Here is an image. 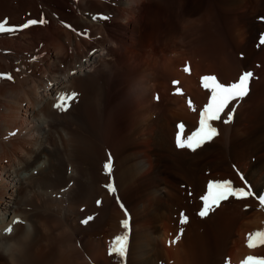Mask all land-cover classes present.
Returning a JSON list of instances; mask_svg holds the SVG:
<instances>
[{
  "label": "bare ground",
  "instance_id": "6f19581e",
  "mask_svg": "<svg viewBox=\"0 0 264 264\" xmlns=\"http://www.w3.org/2000/svg\"><path fill=\"white\" fill-rule=\"evenodd\" d=\"M24 5L29 10L32 6L27 2ZM75 5L77 10L67 6L72 10H67L65 17L51 16L44 20L46 23L32 28L0 34V264H242L249 256L264 258V245L251 249L247 246L250 233L264 231V208L257 201L248 197L235 205L221 203L214 214L196 222L198 218H193L191 209H182L171 196L169 209L151 216L147 209L133 204L140 190L133 186V166L129 165L131 155L151 164L154 150L161 158L165 149L173 161L183 164L184 170L190 166L202 184L205 180H238L232 164L245 174L251 165V154L259 151L253 174L249 175L260 195L264 194V80L257 84V92L250 90L243 100L229 105L231 110L236 104L235 120L225 124L222 116L213 122L219 135L210 144H217L218 148L189 151L177 147V126L184 124V137L198 128L209 91L204 95L196 93V76L200 73L191 75L180 69L184 65L178 61L183 57H179V52L184 41L175 34L174 26L178 17L211 16L215 24L209 36L215 43L216 56L228 54L229 47L218 42L225 38L233 42L230 56L237 52L243 69L259 63L260 70H264V44H260L264 36V0H81ZM92 14L102 15L98 16V23L90 20ZM28 20L31 16L16 17L10 26H20ZM87 27H92L96 35L103 34L98 44H91L87 34L80 35ZM175 53L178 56L172 57ZM126 59L133 60L131 65ZM157 63L166 70L163 82L154 77L157 72L152 70L142 74L139 82L148 86L155 81L157 88L152 95L156 101L147 106L149 96L143 95L142 110L134 119V137L120 151L112 143L113 149H105L107 159L114 158L118 166L110 182L116 189L112 193L106 185H99L106 181L101 176L97 179L90 151L80 146L82 136L75 129L79 119L71 122L68 110L59 111L54 105L59 94L80 91L85 106L94 101L96 104L98 93L91 84L100 75L112 85L107 111L127 88L131 73ZM234 64L225 55L222 68L214 63L206 68V73H218L224 82H229ZM239 73L240 70L235 74ZM173 79L178 83L171 84ZM178 88L182 94L177 93ZM189 99L195 110L189 107ZM161 100L168 103L153 121L150 116L154 112L148 109H157ZM118 108L122 110L127 105ZM95 126L104 129L102 121L99 128ZM118 132L121 133L120 127ZM97 147L93 160H104L105 152ZM123 153L129 155L123 157ZM205 153L204 162L187 161L192 154L202 157ZM230 153L236 162L227 161ZM88 198H92V204ZM255 208L257 212L253 211ZM182 216L187 217L186 223L181 224ZM87 217L93 219L82 223ZM17 219L22 223H15ZM125 219L129 220L127 230L121 224ZM10 225L13 231L6 234L4 230ZM181 228L179 241L170 245ZM126 231L127 255L121 261L117 254H109V247Z\"/></svg>",
  "mask_w": 264,
  "mask_h": 264
},
{
  "label": "rangeland",
  "instance_id": "374dc122",
  "mask_svg": "<svg viewBox=\"0 0 264 264\" xmlns=\"http://www.w3.org/2000/svg\"><path fill=\"white\" fill-rule=\"evenodd\" d=\"M63 1H65L66 4H64V3L62 4ZM69 1L70 0H26L27 5L30 3L32 4V6L29 10V9H27V7H25L24 4L26 2L23 0H0V21H4L6 18L8 21V25H10L11 20L13 18H16V17L17 18H24L25 15L31 16V19L35 18V20H37V21L46 20L47 18H51V16L52 17H58V18L65 17L66 15L69 14L67 11V10H70L69 8H74L77 10L75 2L76 1L79 2L81 0H71L70 1L71 6H70V3H67ZM18 6L21 7L22 10ZM67 6L69 8H67ZM63 9H66V10H63ZM87 15L89 16V12L87 13ZM98 16L100 17L102 15L101 14H99V15L92 14L90 20L91 21L95 20L92 22L98 23V20H97V18H99ZM201 19H202V21H201ZM203 21H205V22H203ZM214 24H215L214 19L211 16H208V18H207L206 15H204V14H198V15L194 16L193 18H187L184 16L175 18V21H174V26L176 28L175 34L178 36H181L180 40L184 41V42H182V43H184L183 44L184 47H182L180 49L181 52H179V55H181V56H179V57L183 56L182 59L185 58L184 59L185 62H184V60L182 61V59H179V57L177 58V60L179 59L178 61H181V63L182 62L184 63V65L180 69L183 72L184 66H189L191 69V71L189 73L191 75H192L191 72H194V74L200 73V75L196 76L197 77L196 81L198 82V84L200 86H198V84L195 85V86H197V87H195V89L199 90V92L197 91L196 93H199V95L200 94L204 95L205 94L204 92L208 91L202 87L201 77L206 76V75H215L220 82L229 83V82L235 81L237 79V77H239L238 75H240V73L235 74L236 72H239V70L241 71V74L244 71H251L253 73L252 80H253L254 85L253 84L250 85V90H252L253 92L254 91L257 92V90L260 89L258 87L259 85H257V84L264 80V70H260L261 65L259 63H258V65L255 64L259 70L256 69L255 65L251 66L252 68H250V66H249V68L246 67L245 69H243V67L239 63L240 61H238L240 58L238 53L233 52V54H232L233 56H230L229 52L233 51V49H234L233 42H229L228 39H225V38L222 39L223 41L221 40L218 42L220 44L223 42V43H225V45L227 47H229V48H227V49H229L228 54H223V55L218 54L216 56V53H215L216 51L214 48L215 43L213 40L210 39V36H209L210 32L212 33V30H213L212 27L214 26ZM33 26L34 25H31V27L29 26L28 29L32 28ZM85 30H86V32H85ZM79 33L81 36L82 35L86 36V34H87L88 35V37L86 36L87 40L91 39L89 41V42L92 41L91 44H98L97 42L100 41L101 39H103V37H104L103 34H99V35L97 34L96 35L95 31L93 30L92 27H87L86 29H84L82 32H79ZM95 35L97 37H95ZM221 46H223V45L221 44ZM210 52L212 54H210ZM225 55H228V58L230 59L231 63H235L234 67L232 65L234 75L229 80V82H224L218 73H210V72L206 73V72H208V71H206L207 70L206 68L210 67L211 64H214V63L216 64L215 66L222 68L224 66L223 65V57H225ZM171 56L175 57V56H178V54L175 53L174 56L171 54ZM187 58H189V59H187ZM194 60H195V62H194ZM126 62L129 65H131L133 60L132 59H126ZM187 63H189V64H187ZM155 66L154 67H152V66L146 67V70L144 69V71L142 70L140 72L137 71V72L131 73V75H129L130 79H129V83H128L127 88L118 96V98L114 102H112V104L107 108V111H105L106 110L105 106H106L107 100L110 98L112 85L110 83H108L100 75H97V77H98L97 80L93 84H91V85H93L91 87L94 88L96 90V92L98 93L97 94L98 100L96 101V104H94L95 103V101H94L93 105L89 102V104H87L85 106V99L83 98L84 95H83V92L80 91L77 93L78 96L75 98V100H73V104H71V106L68 109V115L69 116L67 118L70 121L71 120L76 121L77 118L79 119L78 120L79 126L78 125L75 126V129L76 130L78 129L77 131H79V136H82L81 137L82 139H80V142L82 141L81 142L82 144L80 143V146L83 145V147L81 146V148L88 150V152L90 151L88 153V155H90L89 156L90 158L93 157V159H95L94 157H95L96 153L94 152L95 151L94 147H96V145H98L97 149L100 148L102 153L105 152L106 158L104 160L100 161L98 158H96V160L92 159V161H91L93 167L95 168V173H96L97 179L99 178L98 176H101L100 179L102 180L104 178V180L106 181V182L101 181L99 183L100 186L101 185L102 186L107 185L108 183L111 184L112 178H113V175H112L113 171H115L116 168L118 169V166H115V159L113 158V160L110 161L111 165H112L111 173L109 174L106 172L104 165L106 162L109 161V157L107 159L108 152L105 149L107 147L109 148V146H110V148L113 149V147H112V144H113L120 151V149H122L126 145V143L129 142V139L131 137H134L135 127H136V125L135 126L133 125L134 121H135L134 119L138 116L139 112L142 110V96L143 95L149 96V101L147 102V106L152 105L156 101L152 95L153 91L157 88L154 85L155 81H152V83L148 86L139 84V82L141 81L140 79L142 78V74L143 75L148 74V72L151 70H152L151 72H154V73L157 72L156 73L157 75L155 74L154 77L156 78L158 76L157 79L159 78L158 80L160 82H163V80H162L163 76L167 75V74H165L166 70L163 69V66H160V64H158V63H157V65L155 64ZM197 69L199 72H197ZM252 80L250 81V83H252ZM173 82H174V79L171 80L170 83L174 84ZM254 86H255V89H253ZM158 90H159V92H162L161 87L158 88ZM201 90H202L203 94H202ZM203 90H205V91H203ZM141 92H142V94H141ZM171 93L169 95H172L171 97H174L175 96L174 92L172 91ZM209 96H210V92L208 94L207 99H209ZM187 98H189V97H187ZM164 101L165 100H161V104H160V106L157 107V109H153V108L148 109V111L150 113L154 112V114L152 113L151 114L152 116H150L151 120H153V121L157 120L158 115L162 112V108H164V105L166 103H168L167 100L165 102ZM81 103H83V104H81ZM124 103H126L127 108H123L122 110H120L118 107ZM171 103H174V102H171ZM261 104H264V101ZM81 106H82V108H81ZM89 108H91L93 111L95 110L94 112L96 114L94 112H92V110H90ZM95 108L99 109V110L96 111ZM101 110H103V114H102L103 120H102V117L100 115L102 112ZM96 115H97V117H95ZM234 115L235 116L233 119L235 120L236 113ZM99 117H101V118H99ZM96 120L100 121V122H98L99 124L97 123ZM101 121L103 122V126H104V129L102 128L103 130L101 128H99ZM246 121H247V118H246ZM96 124L98 125L99 129L96 128V126H95ZM118 125H120V126H118ZM119 127L121 129V133L118 132ZM262 128H264V126ZM101 130H102V132H101ZM108 142H109V144H108ZM210 143H211L210 141H209V143L208 142L204 143L203 146H201V149L203 147H205V149H207L206 151H210L213 147L218 148L217 144H210ZM187 150L192 151L190 149H187ZM156 151L154 150L155 154L153 153V156H152L153 160H152L151 164H147V162H142L143 161L142 157H136V158L134 157V159H133L132 155H131V159H133V160H131V159L129 160V161H131L129 163V165L133 166L132 168H133L134 178H135L134 179L135 181L133 182V184L134 183L135 184L133 186H135L136 189L138 188L137 190H140L139 193L136 194V198H134L135 199L133 201L134 206L136 208H140L141 210L147 209L149 211V213H151V216H152V214L157 212V211L160 212L161 210L163 211V209L164 210L169 209L168 199H169V197L173 196V198H175L174 200L176 202H178V205L182 209H185V210L191 209V211H192L191 213H192L193 218H195V219L198 218L196 220V222H200L199 221L200 219L205 218V217L201 218V216L199 215V211L203 208V206H202L203 202L201 203L200 197L203 196V193H205V192L207 193V188H206L207 183L206 182L208 181V183H209V181H211V180H205V181H203L202 184L198 183L199 179L193 176L194 172L191 171L190 166H187V165L185 166V163H184L185 170H186L185 171L183 164L181 165L178 162L173 161V158H171L169 156V151H166L165 149L162 150L164 152L163 154H165V155H163V157L161 156V158H158ZM206 151H204V152H206ZM201 153H203V152H201ZM206 153L204 156L202 155V157L197 156V155L194 156V154H192L193 156L190 155L187 157V159H188L187 161L193 162V163L204 162L207 159ZM258 153H259V151L251 154V156H252L251 157V165L249 166V169L245 172V174L243 173V169H241L239 166H237L235 163H233L232 164L233 165L232 171L234 173L236 172L238 180H230L232 182L234 181L233 186L235 185L236 182H238L236 184L239 186H237V185L234 186V187L237 186V188L246 187V190H247V187L250 186L251 191L255 194L254 196H250V199L254 200V202L257 201V203H259L257 197H259L261 193L258 192L259 190L256 189V185L254 183V180L251 178L249 173L251 172L253 174L252 167L255 166L257 163V157L256 156L258 155ZM123 154H124L123 157L129 155L126 153H123ZM130 154H131V152H130ZM158 154H159V152H158ZM167 155H168V157H167ZM230 155L228 154V158H226L227 161H229V162H231V160L234 161L233 154L230 153ZM155 156H156V158H155ZM154 160H155V162H153ZM234 162H236V161H234ZM98 163H100V164H98ZM136 163H138V164L135 165ZM241 176L244 178L243 180L241 179ZM226 180H228V179H226ZM240 180H241V182H239ZM244 182H247V183L244 184ZM245 185H247V186H245ZM117 188H119V187H117ZM204 188H206V189H204ZM198 193H199V195H200V193L202 195H200V197H199ZM197 197L200 199L198 200ZM91 199L92 198H88L87 202L90 203ZM157 199H160L161 202L159 203L157 201ZM230 201L232 203H229ZM241 201H243V200H241ZM241 201H240V199H236V198L232 197V198H229L228 200L223 201L221 203L226 204V205H227V203L230 205L231 204L235 205L234 203H239ZM90 204H92V203H90ZM102 205L103 206L105 205L104 202L101 203L100 206H102ZM126 206L129 207L127 204H126ZM219 208H220V206L215 208L214 211H210L209 213L214 214L215 211L218 210ZM256 209L257 208L253 209V211L257 212ZM198 224H200V223H198Z\"/></svg>",
  "mask_w": 264,
  "mask_h": 264
},
{
  "label": "snow or ice",
  "instance_id": "6c2138e0",
  "mask_svg": "<svg viewBox=\"0 0 264 264\" xmlns=\"http://www.w3.org/2000/svg\"><path fill=\"white\" fill-rule=\"evenodd\" d=\"M104 19H108L104 17ZM264 19V18H262ZM37 23H46L44 20L37 21L35 19L28 20L26 23L20 26H10L8 21L5 18L4 21H0V34L2 33H14L18 29H27L31 25H36ZM260 44H264V36L261 37ZM184 71L186 73L190 72L191 69L189 66H185ZM3 77V74H0V78ZM8 79H12L10 75L7 76ZM253 78V73L251 71H244L239 75L238 79L229 82L222 83L218 80L215 75H206L201 77L202 87L210 92L208 102L204 105L200 111L199 126L190 135L184 137V124L180 123L178 127V132L176 134V145L180 149H190L195 151L197 148L203 146L204 143L211 141L214 137L219 135V131L216 127L213 126L214 121H220L222 116H224L223 123H231L235 114L236 105H233L231 110H229V105L233 101L243 100L250 92V81ZM174 84L178 82L174 81ZM177 93L182 94L180 89H177ZM78 96L76 92L71 93H61L58 95V102L54 107L59 111H67L71 106V103ZM159 99V97H156ZM189 107L195 110L191 99L188 100ZM227 110V112H226ZM226 114V115H225ZM111 157L109 156V161L105 163L104 168L107 173H111ZM243 180V177L241 176ZM110 192L115 193L116 189L112 184L106 185ZM255 194L251 191L250 186L247 187H234L233 182L230 180L225 181H212L207 185V193L201 197L203 201L202 211L199 212L201 217H205L209 214L210 211H214L215 208L219 207L221 202L228 200L229 198L236 199H247L250 196ZM260 207L264 208V194L257 197ZM99 203V201L97 202ZM93 217H87L82 220V223L87 224L89 220ZM181 224L187 222V217L182 216ZM15 223H22L19 219ZM122 227L127 230L129 229V220L125 219L121 222ZM6 234H11L13 229L10 225L5 230ZM183 234V229L181 228L180 233L177 234L175 240L170 241L169 244L176 243L179 241L180 236ZM259 245H264V231H256L250 233L247 237V246L255 248ZM127 246H128V233L127 231L118 236L109 247V254H117L121 261L126 259L127 255ZM242 264H264V258H256L249 256L246 258Z\"/></svg>",
  "mask_w": 264,
  "mask_h": 264
}]
</instances>
